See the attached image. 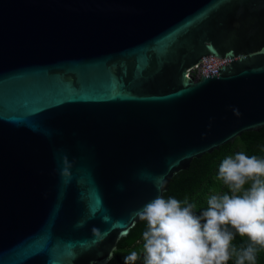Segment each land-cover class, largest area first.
<instances>
[{"label":"water","instance_id":"1","mask_svg":"<svg viewBox=\"0 0 264 264\" xmlns=\"http://www.w3.org/2000/svg\"><path fill=\"white\" fill-rule=\"evenodd\" d=\"M262 127L264 0H0V264H106L193 158Z\"/></svg>","mask_w":264,"mask_h":264},{"label":"clouds","instance_id":"2","mask_svg":"<svg viewBox=\"0 0 264 264\" xmlns=\"http://www.w3.org/2000/svg\"><path fill=\"white\" fill-rule=\"evenodd\" d=\"M217 179L231 194L212 195L199 216L187 198L163 195L136 212L146 223L143 264H256L258 249H264V158L243 151L229 155L220 163ZM236 235L247 243L235 246ZM140 257L132 251L125 264Z\"/></svg>","mask_w":264,"mask_h":264},{"label":"trees","instance_id":"3","mask_svg":"<svg viewBox=\"0 0 264 264\" xmlns=\"http://www.w3.org/2000/svg\"><path fill=\"white\" fill-rule=\"evenodd\" d=\"M238 151H243L249 156L264 158V127L258 131L243 132L233 142L223 144L200 158H193L188 168L172 177L163 196L174 197L180 201L187 198L190 203L196 205L194 213L199 216L207 207V200L212 195L231 194L223 181L217 179L218 168L225 157L234 155ZM145 229L146 223L138 221L127 236L118 241L113 257L106 264H125V256L132 251L141 253L140 259L135 264H143L142 233ZM246 243L247 238H241L239 235L233 240V244L238 247ZM256 256V264H264V249H258ZM229 264H234V261H229Z\"/></svg>","mask_w":264,"mask_h":264},{"label":"built area","instance_id":"4","mask_svg":"<svg viewBox=\"0 0 264 264\" xmlns=\"http://www.w3.org/2000/svg\"><path fill=\"white\" fill-rule=\"evenodd\" d=\"M226 62V59L215 56H207L195 64L192 68L188 69V74L197 78L201 77L202 75H209V73H215L218 68Z\"/></svg>","mask_w":264,"mask_h":264}]
</instances>
